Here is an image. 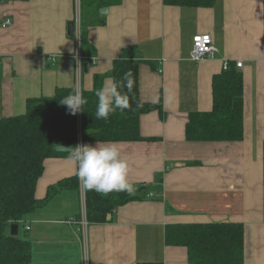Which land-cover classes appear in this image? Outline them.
<instances>
[{"label":"crops","instance_id":"crops-1","mask_svg":"<svg viewBox=\"0 0 264 264\" xmlns=\"http://www.w3.org/2000/svg\"><path fill=\"white\" fill-rule=\"evenodd\" d=\"M107 8L99 13L101 23L88 27L96 54L84 71L80 42L67 34L76 0L0 2V118L23 114L27 99L52 96L57 87L92 90L94 77L106 75L121 50L135 45L141 58L139 99L161 103L163 112L139 117L140 135L150 140L118 146L132 185H151L155 195L115 209L109 222L88 224L90 263L189 264L185 248L165 244L166 225L239 222L244 264H264V0H216L211 8L121 0ZM6 19L11 23L2 26ZM199 33H209L218 50L195 63L190 49ZM237 60L242 61L243 139L187 141L189 113L211 109L212 76L225 61ZM74 175L68 156L46 158L36 198ZM82 188L79 182L78 189L60 190L18 223V235L31 243L28 264H82L76 226L65 222L80 214Z\"/></svg>","mask_w":264,"mask_h":264},{"label":"trees","instance_id":"trees-1","mask_svg":"<svg viewBox=\"0 0 264 264\" xmlns=\"http://www.w3.org/2000/svg\"><path fill=\"white\" fill-rule=\"evenodd\" d=\"M8 1V0H0ZM216 0H163L164 5L193 8H211ZM121 0H80V55L81 61L92 64L95 48L88 37V27L101 23L99 9L118 5ZM141 58L137 47L127 46L113 61L106 75L94 77L93 89L83 90L87 103L78 113L69 114L67 106L59 101L73 91L72 87H57L52 96L27 99L25 111L0 118V264H28L31 260V243L19 235H10L8 228L45 205L62 189H78L76 175L49 185L43 199H37L35 188L43 173L46 158L69 156L55 150L57 145H77L78 128L82 142H131L150 140L139 131V117L151 111L162 114L161 103L142 102L139 99L138 71ZM131 71L133 89L129 95V109L110 114L109 122L95 117V91L102 86L104 76L116 80ZM127 92V89H124ZM212 106L206 112L189 113L185 125L187 141H225L243 139V77L242 72L229 62L226 69L214 74L211 80ZM263 181H264V141ZM194 164V163H187ZM161 177L157 179L160 183ZM133 195L112 192L107 196L85 190L86 218L88 223H106L108 214L128 202L146 199L151 185H136ZM151 187V188H150ZM155 195V193H153ZM164 242L169 246L186 249L189 264H244V227L239 222L168 224ZM137 264H160L141 262Z\"/></svg>","mask_w":264,"mask_h":264},{"label":"clouds","instance_id":"clouds-1","mask_svg":"<svg viewBox=\"0 0 264 264\" xmlns=\"http://www.w3.org/2000/svg\"><path fill=\"white\" fill-rule=\"evenodd\" d=\"M46 52V49H45ZM127 89V92L124 89ZM133 89L131 71L124 73L123 78L106 79L95 91L96 111L98 120L109 122L110 114L117 110L123 112L129 109V95ZM67 106L69 114L75 115L87 103L82 89L78 86L59 101ZM63 149V148H62ZM68 159L74 165V174L85 190H93L107 196L112 192L134 194V187L129 181V166L127 159L121 154L118 142H96L95 144H78L67 150Z\"/></svg>","mask_w":264,"mask_h":264},{"label":"built area","instance_id":"built-area-1","mask_svg":"<svg viewBox=\"0 0 264 264\" xmlns=\"http://www.w3.org/2000/svg\"><path fill=\"white\" fill-rule=\"evenodd\" d=\"M11 22L9 19H6L1 23L2 26H7ZM74 35L76 36L77 40L80 42V34H81V20H80V0H76V10H75V19L73 23ZM218 49L213 44L212 36L209 33H199L192 37V45L190 49V59L191 61L197 63L212 55L213 52L217 51ZM50 60L54 62L55 56L50 55ZM228 61H225L223 64V69L228 67ZM235 66L237 68L242 67V61L237 60L235 61ZM80 117V116H78ZM81 131L78 128V140L77 145L81 144ZM141 186L145 187V184ZM134 191L138 189L136 185H133ZM147 198H152L154 196L152 191H149L146 194ZM81 211L78 217H69L65 220V222L69 224H73L76 226L75 232L78 233L79 239L82 244V264H91L88 254L87 248V227L88 221L86 218V207H85V195H84V188L81 191ZM264 221V218H263ZM29 226H26L25 229H29Z\"/></svg>","mask_w":264,"mask_h":264},{"label":"water","instance_id":"water-1","mask_svg":"<svg viewBox=\"0 0 264 264\" xmlns=\"http://www.w3.org/2000/svg\"><path fill=\"white\" fill-rule=\"evenodd\" d=\"M107 12H108V8H107V7H103V8H101V9H99V13H100V14H106ZM73 33H74L73 23H72V22H69V23L67 24V34H68L69 36H72ZM83 67H84V71H86L87 68H88V64L85 62V63L83 64ZM62 148H63V149H62ZM69 148H70V147H65V146L57 145V146L55 147V150H56L57 152H61V153H68L67 150H69ZM178 164H179V163H177V165H178ZM110 219H111V214H108V215H107V220H110ZM9 233H10V235H12V236H17V235H18V224H11V225L9 226Z\"/></svg>","mask_w":264,"mask_h":264}]
</instances>
